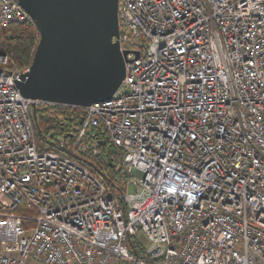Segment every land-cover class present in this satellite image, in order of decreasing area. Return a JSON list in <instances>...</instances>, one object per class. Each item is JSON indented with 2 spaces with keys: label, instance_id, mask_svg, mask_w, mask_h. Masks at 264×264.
<instances>
[{
  "label": "built area",
  "instance_id": "2783aa9c",
  "mask_svg": "<svg viewBox=\"0 0 264 264\" xmlns=\"http://www.w3.org/2000/svg\"><path fill=\"white\" fill-rule=\"evenodd\" d=\"M118 15L125 78L81 107L68 149L119 157L124 203L39 149L31 109L48 102L18 88L30 66L0 70V264H264V0H119ZM32 19L0 0V27ZM140 231L152 261L130 252Z\"/></svg>",
  "mask_w": 264,
  "mask_h": 264
},
{
  "label": "water",
  "instance_id": "95a60500",
  "mask_svg": "<svg viewBox=\"0 0 264 264\" xmlns=\"http://www.w3.org/2000/svg\"><path fill=\"white\" fill-rule=\"evenodd\" d=\"M18 1L40 31L30 71L17 80L24 96L85 107L117 92L128 53L114 40L120 34L119 0Z\"/></svg>",
  "mask_w": 264,
  "mask_h": 264
},
{
  "label": "trees",
  "instance_id": "16d2710c",
  "mask_svg": "<svg viewBox=\"0 0 264 264\" xmlns=\"http://www.w3.org/2000/svg\"><path fill=\"white\" fill-rule=\"evenodd\" d=\"M40 40V31L32 19L23 23H12L0 27V55L8 57L6 63L0 62V70L10 71L14 67L23 69L31 66ZM85 109L58 104L37 105L31 109L36 142L40 150H52L64 155L73 156L75 160L86 165L97 176L114 189L121 203H124L125 186L122 178L127 177L124 171L115 172L114 166L120 160H110L98 154H71L68 146L73 142V135L80 127L85 116ZM64 139L67 147H61ZM130 242L133 244L132 238ZM132 252L139 250L133 245Z\"/></svg>",
  "mask_w": 264,
  "mask_h": 264
},
{
  "label": "rangeland",
  "instance_id": "374dc122",
  "mask_svg": "<svg viewBox=\"0 0 264 264\" xmlns=\"http://www.w3.org/2000/svg\"><path fill=\"white\" fill-rule=\"evenodd\" d=\"M77 107V106H74ZM81 107V106H78ZM141 174L138 171L135 175V177H139ZM127 191L129 193L134 192L135 191V185L130 184L127 187ZM132 241L133 244L129 241V249L131 254L136 255V253L132 252V246L134 245L140 252V254H138L141 258L148 260V261H152V259L149 257V255L147 254V247H148V240L147 237L144 235V233L142 231L137 232L135 236L132 237ZM112 264H133L132 262L126 260V259H115Z\"/></svg>",
  "mask_w": 264,
  "mask_h": 264
},
{
  "label": "bare ground",
  "instance_id": "6f19581e",
  "mask_svg": "<svg viewBox=\"0 0 264 264\" xmlns=\"http://www.w3.org/2000/svg\"><path fill=\"white\" fill-rule=\"evenodd\" d=\"M48 104H51L50 102H48Z\"/></svg>",
  "mask_w": 264,
  "mask_h": 264
}]
</instances>
